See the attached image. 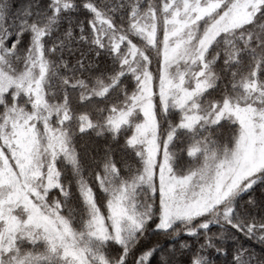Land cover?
<instances>
[{
  "label": "snow or ice",
  "instance_id": "1",
  "mask_svg": "<svg viewBox=\"0 0 264 264\" xmlns=\"http://www.w3.org/2000/svg\"><path fill=\"white\" fill-rule=\"evenodd\" d=\"M0 264H264V0H0Z\"/></svg>",
  "mask_w": 264,
  "mask_h": 264
}]
</instances>
